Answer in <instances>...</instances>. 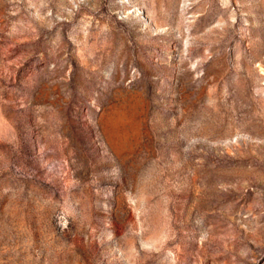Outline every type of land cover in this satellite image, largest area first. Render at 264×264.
<instances>
[{
  "label": "rangeland",
  "instance_id": "rangeland-1",
  "mask_svg": "<svg viewBox=\"0 0 264 264\" xmlns=\"http://www.w3.org/2000/svg\"><path fill=\"white\" fill-rule=\"evenodd\" d=\"M0 264H264V0H0Z\"/></svg>",
  "mask_w": 264,
  "mask_h": 264
},
{
  "label": "bare ground",
  "instance_id": "bare-ground-1",
  "mask_svg": "<svg viewBox=\"0 0 264 264\" xmlns=\"http://www.w3.org/2000/svg\"><path fill=\"white\" fill-rule=\"evenodd\" d=\"M123 112H125V111H123ZM122 111H116V112H113L112 114H111V117L110 118H108V119H106L105 121H104V126H105V132H106V134L108 135V137H109V140H110V142L112 143V141L114 142L115 141V137L117 138L118 136H116L117 134H119V133H117V132H119L118 130L119 129H123L124 127H122V125L124 124V123H126V124H128V120L130 119V118H132L133 119V121H132V123L130 122L131 121V119H130V126H128V128L130 127L131 128V126L135 129V133L136 134H133L134 136V138L135 139H137V137H138V132L140 133V131H139V128H140V121H138V120H136L135 118H133L134 117V115L132 114V113H129L130 115H133V117H128L127 116V112L126 113H123ZM126 124H124V125H126ZM122 127V128H121ZM127 128V129H128ZM125 130H127L126 129V127L124 128ZM132 130V132H133V129L131 128L130 129V131ZM129 131V132H130ZM121 132H123V131H121ZM124 132H126V131H124ZM128 133V132H127ZM126 133V134H127ZM134 133V132H133ZM125 134V133H124ZM130 134V133H129ZM120 135V134H119ZM128 135V134H127ZM127 135H126V137H127ZM130 135H132V134H130ZM125 137V135H124V139L126 138ZM130 137V136H129ZM132 137V136H131ZM119 139H120V137H119ZM128 139V138H127ZM138 140V139H137ZM136 140V141H137ZM120 141H121V139H120ZM128 141V140H127ZM132 141V140H131Z\"/></svg>",
  "mask_w": 264,
  "mask_h": 264
}]
</instances>
